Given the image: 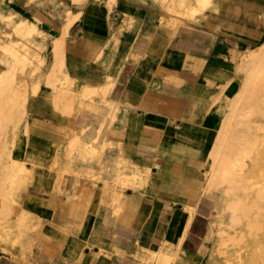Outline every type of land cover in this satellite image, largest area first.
<instances>
[{"label":"crops","instance_id":"crops-1","mask_svg":"<svg viewBox=\"0 0 264 264\" xmlns=\"http://www.w3.org/2000/svg\"><path fill=\"white\" fill-rule=\"evenodd\" d=\"M75 4L70 10L78 16L64 42L66 74L91 89L72 95L64 107L50 100V88L42 83L26 126L19 125L11 157L22 160L26 170L17 174L12 198L28 225L19 228L21 256L4 252L0 244V264H156L152 251H168L177 242L182 264H192L195 244L214 215L202 193L211 90L155 70L161 64L200 76L208 58L201 48L225 50L230 39L219 35L206 44L194 36L186 42L156 21L132 25L135 17L121 2L112 8L105 0ZM64 18L65 11L50 28L58 33ZM47 48L42 75L52 62ZM99 89L102 105L96 107L107 108L114 124L103 127L102 117H92L89 131L66 128L76 103H90L86 99ZM18 132L23 136L16 137ZM117 157L149 168L142 190L114 179ZM28 232H34L32 242L25 240Z\"/></svg>","mask_w":264,"mask_h":264},{"label":"bare ground","instance_id":"bare-ground-1","mask_svg":"<svg viewBox=\"0 0 264 264\" xmlns=\"http://www.w3.org/2000/svg\"><path fill=\"white\" fill-rule=\"evenodd\" d=\"M59 1L65 18L56 33L50 29L56 21L50 0H0V244L4 252L21 249L19 228L28 225L22 208L12 198L15 178L26 169L11 152L19 125L27 124L30 99L36 103V92L44 83L54 104L69 107L72 95H85L91 89L66 74L63 55L68 28L78 16L70 8L82 0ZM142 1L155 7L161 22L171 25L186 42L194 35L183 32L184 24L209 31L212 39L219 35L223 41L230 39L227 49L215 47L200 76H185L178 68L161 64L155 71L184 83L198 81L211 90L205 109L213 132L206 147L208 167L202 191L203 196L217 199V214L208 231L211 255L226 263L240 255L246 264H264V0ZM118 2L105 0L110 8ZM13 13H18L15 19L10 18ZM124 23L121 21V26ZM211 38L203 42L211 43ZM47 46L51 47L52 62L42 75L40 68L46 56L41 49ZM201 49L208 52L210 44ZM222 71L227 72L228 80L237 81L238 88L231 95L225 90L228 80L221 83L214 77ZM114 164V179L123 186L144 188L147 166L140 169L137 160L121 157ZM188 210L191 215L192 209ZM181 245L177 242L168 251H152L154 263L182 264L185 258L177 256Z\"/></svg>","mask_w":264,"mask_h":264},{"label":"rangeland","instance_id":"rangeland-1","mask_svg":"<svg viewBox=\"0 0 264 264\" xmlns=\"http://www.w3.org/2000/svg\"><path fill=\"white\" fill-rule=\"evenodd\" d=\"M50 2H51V6L53 7L54 18L55 19H62L64 11L62 10L61 2L59 0H50ZM119 2L123 3L120 0H119ZM134 2L135 3H133V2H131V3H123V4H125L128 7V8H126L127 9V13L126 14L131 15V16L133 15L135 17L134 20L132 21V25H135V26L138 27V26H141L144 21L149 20V21H153V22L156 21V22H158L159 25H165V26H168V27L172 28L171 25L161 22V16L158 14V12H157L155 7L144 3L142 0H134ZM141 2H142V4H140ZM75 7H76V4L74 3L73 8H75ZM17 16H18V13H13L10 16V18L11 19H13V18L15 19ZM181 26H182L183 32L186 33L189 36L190 35L196 36L197 34L195 33V30H197L199 32V34L196 37L200 38V41H205V39L207 37L211 38V36H210L211 34L209 33V31H205V30H201V29H198V28H195V27H191V26H189L187 24H184V25H181ZM50 29H52V28H50ZM210 40L213 41L212 38ZM179 44H182V42H180ZM47 47L46 48H42L41 49V53L43 52V54H44V52L48 49ZM215 47L216 46H214V47H212L211 49L208 50V52H207L208 58H207L206 64L210 61V59H211V57H212V55H213V53L215 51ZM227 55L228 56H232V55L235 56L234 53H232V54L228 53ZM45 63H46V59L43 60V63L41 65L40 69H42L44 67ZM209 75H211V77H212L214 74H213V72H210ZM227 76H228V74H227L226 71H222L219 74L214 75V77L216 79H218V81H220L221 83H223V81L226 82V80H228L226 78ZM230 80H228V82H227L228 86L225 89L226 93H228V95H231L232 92L234 93L235 90L238 88L237 81L234 78H232ZM39 91H40V86H39V88H38V90L36 92L37 98H38V95H39ZM101 99H102V95H101V91L99 89V91H97L93 95L92 98L86 99L90 103H88V104L85 103L84 99L79 100L78 103H76V105L72 109V113L73 114H72L71 120L68 123L64 124L66 126V128L74 127V131H78V132L79 131L80 132L89 131L91 128L92 129L94 128V126H92V122L90 120L92 117H94V118L102 117L100 123H103V125H104L103 127L112 126L114 124V122H113L114 119H111V116L109 114V110L107 108H102V107H99V106L96 107V104H98L99 102H101V105H102V100ZM33 100L34 99H30V103L27 105V111H28L27 116L30 113L29 108L34 106V104L32 103ZM94 101L97 102V103H94ZM32 115H34V113ZM32 115L30 116V118L32 117ZM88 120L91 122V123H89V125L86 124ZM115 121H116V119H115ZM212 132L213 131L210 128V133H212ZM25 134H27V133H25ZM21 136H23L22 132H18L16 134V137H21ZM210 140H211V138H210V135H209V139L206 142V147L208 146ZM32 147H33V145H32ZM206 157H207V151L205 150V154L203 156V158H204L203 164L205 165V170L208 167V165H206V163H205ZM52 162L53 161L51 160V165L53 166ZM39 164H42V163H39ZM205 181H206V179H205V173H204V185L206 183ZM23 191H24V189L22 190V192ZM208 198H209L210 206L214 208V215H213V219H212V221H213L215 219V215L217 214V209H216V204H215V203H217V199H216V197L214 195H211ZM226 215L231 216V214H228V213ZM29 222H31L30 219H29ZM211 222L209 223L207 234L205 235V237L202 238V240L200 241V243L198 245L195 244V246L197 247V250L195 249L196 251H194L193 256L195 255L196 257H195V260L193 261L194 263H192V264H246L245 260H240L241 259L240 255H238L239 259L237 257L231 263H226L222 258H220L217 255H211V253H210L211 252V243L208 240V231L210 229ZM33 233L34 232L26 233L25 234V240L29 241V242H32ZM0 251H2V250H0ZM11 255H13L15 257H18V258L21 256V254L19 252H17L15 255L14 254H11Z\"/></svg>","mask_w":264,"mask_h":264}]
</instances>
